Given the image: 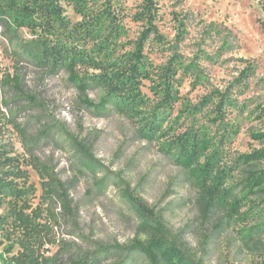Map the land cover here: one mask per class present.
<instances>
[{"label": "rangeland", "instance_id": "1", "mask_svg": "<svg viewBox=\"0 0 264 264\" xmlns=\"http://www.w3.org/2000/svg\"><path fill=\"white\" fill-rule=\"evenodd\" d=\"M154 2L152 23L163 41L153 35L144 41L150 78L141 80L140 92L142 111L156 109L162 113L160 123L167 133L159 140L144 137L135 117L110 106L103 112L95 111L85 101L99 103L102 92L97 87L83 92L64 70L46 74L19 55L0 27V74H21L23 89L20 93L4 86L0 91L1 111L8 115L19 109L17 122L24 127L26 139L33 142L29 149L53 169L66 188L70 211L56 208L64 257L104 245L110 248L100 255V264H121L127 252L111 246L127 249L135 240L144 242L153 234H161L144 223L140 211L124 195L129 192L142 200L151 216L164 224L162 233L176 241L196 264H264V184L238 208V212L247 213L245 218L229 219L223 209L211 211L200 205L194 172L178 165L159 144L166 136L189 128L205 132L213 141L223 135L220 166L226 172L225 186L233 192L245 185L249 168H264V160L242 168L235 165L241 153L264 147V138L252 136L264 133V33L259 22L264 20V10L259 0ZM61 3L65 25L56 33L57 38L86 48L103 66L113 61L122 63L148 26L138 14L142 0H88L89 15L109 5L116 22L101 18L96 36L83 38L84 34L73 30L81 15L65 0ZM17 33L18 39L31 37L25 28ZM172 55L183 65H196L200 80L179 71L171 104L162 110L161 92L156 93L154 85ZM244 69L250 76L243 81V88L235 89ZM228 88L233 91L235 104L227 107L218 126L215 116L221 114L216 113L218 101L211 94ZM10 130L0 138V144L11 138L22 152L17 131ZM85 154L92 157L93 164L87 163ZM28 170L40 195L39 178ZM235 196H230L231 201ZM132 256L133 264H146L143 256Z\"/></svg>", "mask_w": 264, "mask_h": 264}, {"label": "trees", "instance_id": "2", "mask_svg": "<svg viewBox=\"0 0 264 264\" xmlns=\"http://www.w3.org/2000/svg\"><path fill=\"white\" fill-rule=\"evenodd\" d=\"M65 1L82 17L73 30L80 35L84 34L83 38L86 35H91L92 38L96 36L101 18L116 22V15L109 5L102 7L96 15H89L88 0ZM61 2L62 0H0L2 34L18 48L19 55L27 58L46 74L52 75L64 70L69 80L83 92L90 86L97 87L102 92L99 103L93 104L87 99L85 101L95 111L103 112L110 106L116 112L135 117L139 123L138 129L144 137L159 140V137L167 133L161 127L162 113H157L156 109L142 111L143 99L140 92L141 80L150 78L143 54L144 41L150 35L159 42L163 41L162 35L152 23L156 8L154 0H142V9L138 14L148 22V26L141 33L134 50L126 55L122 63L113 61L105 66L86 48L77 43H64L57 38L56 33L65 25ZM259 2L264 10V0ZM259 22L264 33V20ZM116 26L115 24L114 30ZM20 28L27 29L31 37L18 39L17 32ZM89 69L94 71L89 72ZM179 71L194 77L196 81L200 80L196 65H183L181 59L172 55L161 68L158 75L160 80L154 85L157 89L155 92H161L159 107L162 110L171 104L175 76ZM241 73L240 78L236 79L235 89L243 88V81L250 76L248 69ZM21 80L19 73L12 77L0 74V91L7 85L14 91L23 93ZM231 92L232 89L228 88L224 92L214 91L211 94L218 101L216 113L221 114L215 116L218 118V126L224 119L227 107L235 104ZM18 117L19 109L5 115L0 108V138L13 128L18 134L16 140L23 149L18 152L11 138L0 144V264H100L99 257L109 250V246L101 245L100 248L82 252L81 255L64 257L65 247L57 230L60 214L56 208L70 211L67 191L53 169L29 149L33 142L26 139L24 127L17 122ZM252 136L263 139L264 133ZM223 140V135L218 141H213L205 132L189 128L172 137L166 136L159 144L178 165L194 172L200 192L198 201L202 207L211 211L223 209L229 219L232 216L243 219L247 213L238 212V208L245 205L248 196L264 184V168H249L245 185L233 192L229 186H225L226 172L220 166ZM85 156L87 163L93 164L92 157L88 154ZM200 159L203 160L201 163ZM262 160L264 147L241 153L236 157L235 165L242 168ZM29 168L39 178L40 195H37V186L30 179ZM234 194L235 199L231 201L230 196ZM124 195L140 211L144 223L152 225L161 234H153L144 242L135 240L127 249L111 246L127 252L121 264H133L134 254L143 256L146 264H196L176 241L162 233L164 224L151 216L141 199L129 192ZM248 210L252 212L251 207ZM222 221L223 217L217 224ZM246 236L253 235H243Z\"/></svg>", "mask_w": 264, "mask_h": 264}]
</instances>
